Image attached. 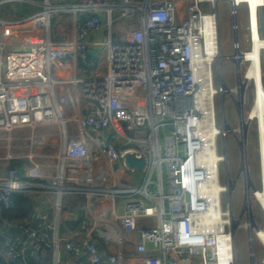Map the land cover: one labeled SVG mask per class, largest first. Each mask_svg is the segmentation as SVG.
Masks as SVG:
<instances>
[{
	"label": "built area",
	"instance_id": "2783aa9c",
	"mask_svg": "<svg viewBox=\"0 0 264 264\" xmlns=\"http://www.w3.org/2000/svg\"><path fill=\"white\" fill-rule=\"evenodd\" d=\"M13 1L0 0V6ZM219 1H227L235 17L246 4ZM45 7L48 18L62 9L49 2ZM203 7L214 12L204 13ZM261 10L259 32L264 38ZM62 11L75 17L74 35L67 42L53 43L40 34L13 40L7 30L16 24L0 19V133L5 134L0 168H9L0 177V206L11 207L13 192H31L29 181H42L37 172L48 168L43 160L52 159L55 180L50 186H34L35 191L86 198L92 227L65 244L75 258L88 254L82 264H124L118 253L104 258L94 240L97 234L109 245L121 246L124 233L139 235L136 250L143 260L136 264H222L231 252L230 230L221 227L214 214L215 209L225 210L224 195L229 197L226 210L232 209L228 185L233 180L226 167L227 184L220 182L221 165L227 164L218 152L220 134L211 135L218 127L221 81L227 87L216 74L217 43L207 40L206 16L217 15V8L190 0L179 18L175 0H78ZM232 29L235 33L238 27ZM104 30L106 37L93 42L107 59L105 74L98 75L89 43ZM237 38L233 54L227 56L221 55L219 39V54L222 62L240 54L235 59L241 82L235 89L244 85V100L253 89L254 100L255 74L250 77V62L243 57L250 48L241 51ZM261 68L264 83L262 60ZM238 94H228L236 107ZM223 122L228 125L225 118ZM126 130L139 136L131 137ZM212 151L219 155L214 165L207 161ZM128 155L146 160L141 172L127 166ZM15 162L30 164L23 176L11 166ZM72 171L83 172L77 187L66 184L74 179L69 177ZM140 173L145 178L136 185ZM154 173L157 180L152 182ZM215 179L230 195L220 188L214 200ZM150 185L156 187L154 193ZM1 223L0 213V229ZM54 230L45 214L32 212L18 224L16 235L3 236L7 262L27 264L23 239L58 254L60 240ZM30 254L35 255V249Z\"/></svg>",
	"mask_w": 264,
	"mask_h": 264
},
{
	"label": "crops",
	"instance_id": "0c3cea01",
	"mask_svg": "<svg viewBox=\"0 0 264 264\" xmlns=\"http://www.w3.org/2000/svg\"><path fill=\"white\" fill-rule=\"evenodd\" d=\"M115 1V0H114ZM153 2H160L161 0H152ZM176 4L180 2L184 3L177 7V13L179 18H183L185 15V10L189 4V0H175ZM184 1V2H183ZM50 3L52 8H68L73 4H76L78 0H14L10 4L0 6V11L4 10V13L10 16V22H14L16 25L11 26L8 30V36L13 40H25L32 34H40L41 36L48 37L53 43L67 42L71 40L74 35V23L75 17L71 13L60 12L50 13L49 18L46 12L45 4ZM240 10V9H239ZM104 16V14H103ZM49 19V20H48ZM105 20V16H104ZM131 22H125L129 25ZM247 27V23H246ZM107 32L104 30L94 37L91 38L89 47L90 51L95 52V56H91V61L93 63V68L96 69V74L103 75L107 69V59L106 53L100 52V48L95 47L93 42L99 39H104ZM5 134L0 133V140L4 138ZM5 142L0 141V157L5 154ZM17 163V162H15ZM43 163L48 164L47 169L39 170L37 173L41 175L44 179L41 181L39 179H33L29 181V185L32 188L31 192L27 194L36 200L34 212H39L47 216V223L54 227V232H57L58 238L60 240V249L58 254L54 250H44L43 248L33 244L28 239H23L22 242L26 247L27 253V264H82L88 261L89 256L87 253H82L79 258L72 256L65 247L66 240L73 238L75 235H80L91 229L93 224V218L88 210L87 200L83 196H78L74 194H65L62 196H57L55 194H40L35 191L34 186H50L56 177L55 162L52 159L43 160ZM29 163L23 164L22 175L26 172ZM100 168V167H99ZM98 168V169H99ZM6 169L4 167L0 168V177L6 174ZM18 170V169H17ZM120 176L123 174L119 173ZM70 178L73 180H68L66 184L69 187H77L79 184V179L83 177L82 171H72L69 174ZM126 177V175L124 176ZM68 178V177H67ZM59 207V208H58ZM4 209L0 206V213ZM121 204L118 203L117 212L121 213ZM81 217L83 224L77 229L72 230L68 223H73ZM30 218V217H29ZM109 218H113L110 214ZM18 222L12 224L7 223L2 220L0 229V261L4 264H13L7 262L5 256V247L3 245V236L5 234L16 235ZM118 229L117 226L114 225ZM16 230V234L13 232ZM94 240L96 241L103 257L106 258L111 254L118 253L121 256L124 264H136L143 260V256L139 254L136 250L140 238L137 233H124L122 234V244L121 246L109 245L105 240L100 238L97 234H94ZM260 243V242H259ZM261 244V243H260ZM35 249L36 254L31 255L30 251ZM250 256V255H249ZM235 259V251H234ZM31 262V263H30ZM253 262L254 264H264V247L254 246L253 252ZM236 263V262H235ZM251 264V259H250Z\"/></svg>",
	"mask_w": 264,
	"mask_h": 264
},
{
	"label": "rangeland",
	"instance_id": "374dc122",
	"mask_svg": "<svg viewBox=\"0 0 264 264\" xmlns=\"http://www.w3.org/2000/svg\"><path fill=\"white\" fill-rule=\"evenodd\" d=\"M185 1V0H184ZM183 1V2H184ZM190 1V0H189ZM241 3V2H240ZM246 3V2H244ZM184 4L180 2L178 8ZM241 6V5H239ZM246 7L247 3L245 4ZM242 6L239 10L238 17H233L231 15V6L227 1H219L217 4V15H218V24H219V39H220V49L221 55L227 56L233 54V43L234 37L237 36L240 42L241 51H248L250 48L249 43V33L246 30L247 23V11L246 7ZM211 7H203L204 13H213ZM259 9H263L259 7ZM10 16L4 13V10L0 11V19L4 21H10ZM260 22H261V32L264 35V10H261L260 13ZM236 23L238 29L236 33L233 32V26ZM252 22L249 19V27L251 28ZM255 32L258 34L259 29L255 26ZM102 53L103 50L100 49ZM221 66V71L218 70V65ZM262 65L264 69V52L262 56ZM216 74L219 73L222 75L224 82L226 83L229 89H235L237 86V77L235 71V64L232 60H221L219 58L215 65ZM217 76V84L219 86V77ZM250 88L246 94V98L243 103L244 114H247L250 110L253 101V93ZM217 101V126L221 129L225 126L223 119L225 118L228 127L225 129V134L220 135L218 138V152L220 155L224 156L226 166L223 164L220 168V182L221 184H227V179L225 176V169L229 167L230 176L235 183L240 175V180L237 184H233L231 187L232 196L230 198L232 203V215L234 219L240 220L242 224L248 222L247 212L244 213V202H245V189L248 187L246 180L243 177L242 173V146L241 140L242 136L237 131L241 127L240 118L238 115V110L235 103L231 100V97L224 93V90H221V93L216 97ZM127 135L131 137L139 136L134 131H127ZM238 137V138H237ZM246 152H247V163H248V178L250 179L252 186L260 188V168H259V155H258V141H257V128L256 123L252 122L249 124L248 131L244 135ZM240 139V140H239ZM240 141V142H239ZM240 172V173H239ZM145 178V174L140 173L135 178V184L139 185L141 180ZM157 180L156 173L151 177V181L155 182ZM164 184L166 185L165 172H164ZM155 186H149V192H155ZM253 199V197H251ZM229 197L223 196V208L226 210V205ZM251 199L252 204V218L257 223L258 227H263V213L257 202ZM254 246H261L256 237H254ZM234 251H235V264H250L249 256V246H248V230L244 228H237L234 233Z\"/></svg>",
	"mask_w": 264,
	"mask_h": 264
},
{
	"label": "bare ground",
	"instance_id": "6f19581e",
	"mask_svg": "<svg viewBox=\"0 0 264 264\" xmlns=\"http://www.w3.org/2000/svg\"><path fill=\"white\" fill-rule=\"evenodd\" d=\"M208 1L211 5L213 4L215 9L217 8V4L219 0H203ZM237 2V3H236ZM240 2H246L247 3V10H248V16L250 21L252 22V26L250 29L251 36H250V49L248 52H246L244 57V60L250 62V77L252 72L255 74V82H254V100L251 105V108L248 112L247 119L243 121L240 129L233 132H239L242 136L241 140V146L245 144V138L244 135L248 131L249 123L253 120L256 121V128H257V141H258V155H259V168H260V188H256L252 186V183L250 179L248 178V174L245 173L244 168H241L242 173L245 176V180L248 184L247 189L250 190V196L253 197L252 200L255 199L257 204L262 210L263 213V227L259 228L257 223L253 220L252 216L249 218L248 222L245 224L240 223V220L234 219L232 215L231 209L229 210H218L215 209L214 216L216 217L217 223L221 227H229L230 234V242H231V252L227 255L226 260L222 262V264H235L234 259V233L237 228H244L248 231H254L256 234L257 240L261 243V245L264 247V83L260 80V73H261V60L264 52V38L260 36V33H256L255 26L259 29V7H262L264 9V0H236L233 1V5L236 6ZM233 17H235L233 15ZM206 25H207V40L210 42L211 45L217 43L216 49H214V57L215 61H217L219 58L223 59L222 56L219 54V27H218V16L216 14H211L206 16ZM234 27L236 28L237 25L234 23ZM236 33V31H235ZM216 38V41H215ZM215 48V46H214ZM240 55L238 52L233 57H237ZM221 56V57H220ZM232 59V58H231ZM221 87L218 90V94L221 93V90H224V93H227L229 95H232L234 93L238 94V106H243L244 103V92L245 88L244 85H241L238 87V89H231L228 90L227 87L222 83L221 81ZM228 126L225 124L223 129L219 127H215L211 131V135L213 136L217 132L220 135L225 134V129ZM229 128V127H228ZM238 138V137H237ZM240 140V139H239ZM219 155L216 154V152L212 151L209 153L207 161L211 162L212 165L215 164V162L218 160ZM224 161H226L224 159ZM226 163V162H225ZM240 173V172H239ZM216 180V179H215ZM233 183H229L228 187H232ZM228 187L220 186L217 184V180L212 183V193L214 200H217L220 188L226 189L227 194L230 195V189ZM248 212V209L244 208V213Z\"/></svg>",
	"mask_w": 264,
	"mask_h": 264
},
{
	"label": "water",
	"instance_id": "95a60500",
	"mask_svg": "<svg viewBox=\"0 0 264 264\" xmlns=\"http://www.w3.org/2000/svg\"><path fill=\"white\" fill-rule=\"evenodd\" d=\"M90 56H95V52L90 51L89 52ZM235 66H236V77H237V85L239 86L241 82V75H240V62L237 61L236 59H231ZM219 76L220 73H219ZM238 110V115L240 118V123L242 124L244 121V109L243 106L239 105L237 107ZM106 135V134H105ZM126 164L129 168H134L138 172H141L146 164V160L144 159H136L135 156L133 155H128L126 156ZM242 168H244L245 173L248 174V163H247V152H246V144L242 146ZM9 168L6 169V172H8ZM17 195H22V193L19 192H13L11 195V198ZM244 208L248 209L247 215L248 219L252 216V204H251V196H250V190L245 189V202H244ZM254 237H256L254 231H248V246H249V255L251 259V264H254L253 262V252H254Z\"/></svg>",
	"mask_w": 264,
	"mask_h": 264
},
{
	"label": "trees",
	"instance_id": "16d2710c",
	"mask_svg": "<svg viewBox=\"0 0 264 264\" xmlns=\"http://www.w3.org/2000/svg\"><path fill=\"white\" fill-rule=\"evenodd\" d=\"M12 167L18 169V173L21 176L23 170L22 163H13ZM36 200L33 197L27 195H17L12 198V205L9 209H4L1 213L2 220L7 223H20L30 217L34 212ZM83 224L81 217L76 222L68 223L72 230H77ZM14 233L16 230L14 229ZM17 233V232H16ZM15 233V234H16ZM31 263V262H30Z\"/></svg>",
	"mask_w": 264,
	"mask_h": 264
}]
</instances>
